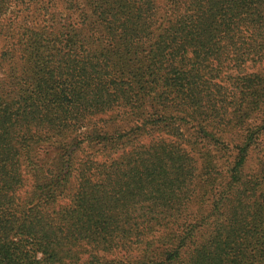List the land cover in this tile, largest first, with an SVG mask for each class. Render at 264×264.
Masks as SVG:
<instances>
[{
	"label": "trees",
	"instance_id": "obj_1",
	"mask_svg": "<svg viewBox=\"0 0 264 264\" xmlns=\"http://www.w3.org/2000/svg\"><path fill=\"white\" fill-rule=\"evenodd\" d=\"M0 264H264V0H0Z\"/></svg>",
	"mask_w": 264,
	"mask_h": 264
}]
</instances>
